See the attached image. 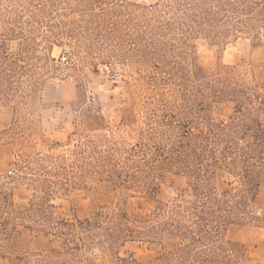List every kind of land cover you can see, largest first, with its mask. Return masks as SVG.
Returning <instances> with one entry per match:
<instances>
[{"label":"trees","instance_id":"16d2710c","mask_svg":"<svg viewBox=\"0 0 264 264\" xmlns=\"http://www.w3.org/2000/svg\"><path fill=\"white\" fill-rule=\"evenodd\" d=\"M241 36L252 47L264 43V0H0V113L9 116L0 145H12L32 187L16 208L0 174L8 264H101L94 253L108 264H262L227 234L232 225L264 228V91L242 65L208 66L194 50L199 40L226 45ZM55 45L71 49L67 69L103 64L124 87L114 123L99 102L67 96L81 110L77 126L65 142L48 135L41 93L57 77ZM170 177L185 190L144 218L113 201L79 219L60 202L88 181L111 183L115 195L155 194ZM26 231L62 248H14ZM129 242L159 251L135 261L119 253Z\"/></svg>","mask_w":264,"mask_h":264},{"label":"rangeland","instance_id":"374dc122","mask_svg":"<svg viewBox=\"0 0 264 264\" xmlns=\"http://www.w3.org/2000/svg\"><path fill=\"white\" fill-rule=\"evenodd\" d=\"M140 3H151L156 0H130ZM196 55L208 66L223 64L242 65L254 75L259 90L264 91V43L251 46L247 38L239 37L226 45L210 44L205 40L194 43ZM71 49L67 45L53 46L52 57L57 67V77L47 79L41 96L47 106L43 112V124L48 135L59 142H65L80 119L81 110L77 106L70 107L69 99L77 102L86 98L88 101L99 102L103 115L108 123L116 121V110L125 103L126 93L120 83L114 85L110 71L106 65L97 64L95 68L78 67L76 71L67 69L70 66ZM232 111V105L225 106L221 116L225 117ZM9 116L0 113V130L7 125ZM0 174L6 175L13 187L12 201L16 208L26 206L32 195V187L27 180L21 179L17 157L12 145H0ZM184 182L178 177H170L161 181L155 194L147 192L118 193L115 195L109 182H86L79 190L71 192L68 199L60 201L65 213L82 219L99 205L113 201H122L128 214L136 218L148 216L157 201L171 200L183 193ZM259 211L264 210V176L261 177L257 195ZM227 236L238 240L248 248L253 261L264 264V228L248 225H232ZM13 247H23L32 250L58 251L62 248L61 241L43 233L26 231L22 236L13 238ZM159 251L158 246L147 247L145 244L129 242L119 249L121 256L131 257L135 261H143ZM11 252L0 243V264H8ZM96 262L108 264L109 257L100 253L93 254Z\"/></svg>","mask_w":264,"mask_h":264}]
</instances>
